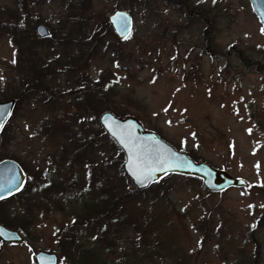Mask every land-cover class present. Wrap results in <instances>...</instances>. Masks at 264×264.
<instances>
[{"label": "rangeland", "instance_id": "obj_1", "mask_svg": "<svg viewBox=\"0 0 264 264\" xmlns=\"http://www.w3.org/2000/svg\"><path fill=\"white\" fill-rule=\"evenodd\" d=\"M116 9L133 20L123 41ZM262 28L248 0H0V101L15 104L0 160L26 176L0 204L24 238L0 243V264H34L37 250L79 264L63 252L79 223L96 264H264ZM103 112L248 186L209 192L173 174L136 190ZM75 191L98 213L77 218Z\"/></svg>", "mask_w": 264, "mask_h": 264}, {"label": "water", "instance_id": "obj_2", "mask_svg": "<svg viewBox=\"0 0 264 264\" xmlns=\"http://www.w3.org/2000/svg\"><path fill=\"white\" fill-rule=\"evenodd\" d=\"M249 1L264 26V0ZM126 22L127 27L130 28V32L126 31ZM108 23L119 40L125 39L124 37L126 35L129 36L131 33L132 19L126 11H114L108 16ZM35 33L41 38L48 34L46 27L42 24H38L35 27ZM13 107V99L0 102V125H2L0 126V131L5 122L9 119ZM99 122L107 134L124 152L125 161L122 164V169L137 190L146 189L157 180L171 173H176L182 176L200 177L202 179L203 187L209 192H219L229 187H246L248 185L245 180L234 178L225 171L214 169L205 163H194L188 155L177 151L173 146L162 140L155 133L145 132L142 126L132 118L120 119L111 113L105 112L100 115ZM122 129L131 132V135L135 140V145L142 148L145 155L150 153L154 154L155 151L159 149L170 155V163L173 166L169 167L168 164L159 165L156 167V170L152 171L148 179L144 180L143 183L138 182L137 178L133 175V161L136 158L134 154L135 148H130L127 146V142H122L123 137L120 135ZM22 182L23 173L16 162L8 159L0 161V198L6 197L18 190ZM22 240L23 239L18 232L0 225V241L2 243L22 242ZM33 260L35 264L58 263V257L55 253L43 250H37L33 254Z\"/></svg>", "mask_w": 264, "mask_h": 264}, {"label": "trees", "instance_id": "obj_3", "mask_svg": "<svg viewBox=\"0 0 264 264\" xmlns=\"http://www.w3.org/2000/svg\"><path fill=\"white\" fill-rule=\"evenodd\" d=\"M77 18L79 19V17H77ZM84 80L85 79H83L82 81H84ZM80 86H83V85H80ZM91 141H93V139L88 140V142L86 143V145H89L90 143H91L90 145H92L93 142H91ZM83 145L85 147V144H83ZM49 184H52V183L49 182ZM59 185H60V183H59ZM111 194L113 196V193H111ZM70 199H71L70 200L71 204H73L72 203L73 202L72 200H74V202H75V204H74L75 206L74 205L73 206H74L75 210L77 211V214H76V217L77 218H83V217H86V216H91V214H93V212H91V211H94V213H98V211H99V208H97L95 206H92V204H90L88 202H85L82 199V197H81V191H79V192L75 191L73 193V195L71 196ZM112 210H114V209L113 208H108L106 213L107 214H109V213L111 214L113 212ZM87 218L90 219L92 217H87ZM93 221L94 220H91V221L89 220L88 222L89 223H92ZM113 221L114 220H112V218H110V221L109 220L106 221L105 226H107V223L110 225V223L113 222ZM77 222H79V221H77ZM79 224H76L75 226H73L72 229L70 228L71 229L70 232H72V230H73V233H75V235H72V236H75V238L73 240V243H74L75 246H73V248L77 247V250L76 251H71L69 249L68 245H67V246H64L63 252L65 253V256H69V255L76 254V259H77V261H78L79 264H96V263H94V260H93L94 259V254L92 252V249L89 250V248H87L85 245H83L84 242H85L84 241V239H85L84 236L86 235V233H85L86 230H85V228H82V229L81 228H77L79 226ZM104 230L105 229H103V231ZM100 231H101V229H100ZM103 231L101 233H103ZM69 235H71V234H69ZM109 239L110 238L105 237L104 238V241H108Z\"/></svg>", "mask_w": 264, "mask_h": 264}, {"label": "snow or ice", "instance_id": "obj_4", "mask_svg": "<svg viewBox=\"0 0 264 264\" xmlns=\"http://www.w3.org/2000/svg\"><path fill=\"white\" fill-rule=\"evenodd\" d=\"M126 31L130 32V28L127 27V22ZM261 31L264 32V28H262ZM124 38L127 39L129 37L126 35ZM13 63H15V61H13ZM164 110L167 111V109ZM248 131L251 132V129H249ZM120 135L123 137L122 142H127V146H129L130 148H135L134 154L136 158L133 161V175L137 178L138 182L143 183L144 180L148 179L152 171L156 170V167H158L159 165L168 164L169 167L173 166L170 163V155L159 149H157L154 154L150 153L148 155H145L142 148L135 145V140L132 137L130 131L122 129ZM249 207L251 208L252 205H249ZM261 207L264 208V205H261Z\"/></svg>", "mask_w": 264, "mask_h": 264}, {"label": "flooded vegetation", "instance_id": "obj_5", "mask_svg": "<svg viewBox=\"0 0 264 264\" xmlns=\"http://www.w3.org/2000/svg\"><path fill=\"white\" fill-rule=\"evenodd\" d=\"M3 130H4V129H3ZM3 130H2V132H3ZM2 132H1V133H2ZM0 135H1V134H0ZM25 183H26V176H24V183H23L22 189H23ZM22 189H21V190H22ZM20 192H21V191H19L18 194H20ZM15 195H16V194H15ZM15 195L13 194L10 198H8V199H6V200H2V201H0V204H2L3 202H6L7 200H9V199L15 197Z\"/></svg>", "mask_w": 264, "mask_h": 264}]
</instances>
